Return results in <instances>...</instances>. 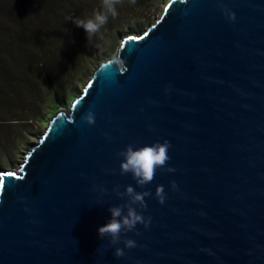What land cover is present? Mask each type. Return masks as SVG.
Listing matches in <instances>:
<instances>
[{
    "label": "water",
    "instance_id": "95a60500",
    "mask_svg": "<svg viewBox=\"0 0 264 264\" xmlns=\"http://www.w3.org/2000/svg\"><path fill=\"white\" fill-rule=\"evenodd\" d=\"M118 51L127 70L101 63L20 167L1 172L0 264H264V0H170ZM164 140L175 172L144 188L120 174L126 145ZM127 185L151 193L152 220L117 258L123 244L97 229Z\"/></svg>",
    "mask_w": 264,
    "mask_h": 264
},
{
    "label": "trees",
    "instance_id": "16d2710c",
    "mask_svg": "<svg viewBox=\"0 0 264 264\" xmlns=\"http://www.w3.org/2000/svg\"><path fill=\"white\" fill-rule=\"evenodd\" d=\"M155 0H117L116 17L91 41L72 19L91 17L103 0H0V154L44 119L46 99L58 102L68 82L110 41L116 44L137 12Z\"/></svg>",
    "mask_w": 264,
    "mask_h": 264
},
{
    "label": "clouds",
    "instance_id": "9594fccd",
    "mask_svg": "<svg viewBox=\"0 0 264 264\" xmlns=\"http://www.w3.org/2000/svg\"><path fill=\"white\" fill-rule=\"evenodd\" d=\"M116 4L117 0H103L102 10L95 11L91 17L84 19L76 18L72 19V21L76 27L84 30L87 40L91 41L94 36L100 33L103 26L107 24L109 16L114 18L118 15ZM219 6L229 21L235 19V13L231 9L223 3ZM108 65L114 66L118 72L127 70L125 68V61L119 51L110 57ZM168 90L166 88L165 92ZM81 119L86 125L92 126L95 123V114L89 109L83 114ZM170 147L171 145L168 140H164L163 142L155 141L140 147H134L132 144L126 145L122 151L117 153V156L121 158L119 164L120 174H130L135 185L139 188H144L145 185L153 180L157 170L167 173L175 172L174 168L166 166L170 159L168 155ZM169 183L171 189L176 191L177 185L175 181H170ZM114 191L121 199L127 197V201L123 205L118 204L109 207L110 218L105 224L98 227L97 235L100 239L107 237L110 245L123 244V248L115 247L114 250L115 257L120 258L124 256L125 249H132L137 246L136 242L133 239L126 238L125 234L133 232L138 236L139 233L135 231L138 224L142 225L145 230L151 224V216L143 214L146 208L145 198L150 196L151 193L149 191L137 192L132 185L125 186L123 192L119 191L118 186L114 188ZM154 195L157 202L163 205L166 198L164 186L157 185ZM2 204L3 200L0 199V205ZM122 237L125 238L122 239Z\"/></svg>",
    "mask_w": 264,
    "mask_h": 264
},
{
    "label": "rangeland",
    "instance_id": "374dc122",
    "mask_svg": "<svg viewBox=\"0 0 264 264\" xmlns=\"http://www.w3.org/2000/svg\"><path fill=\"white\" fill-rule=\"evenodd\" d=\"M170 0H155L143 11H138L137 18L126 26L123 30L121 39L114 44L111 41L106 43L100 49V52L94 57L93 60H87L86 63L81 65L80 72L75 75L67 84V88L61 93L58 102L52 103L50 98H47L44 105V119L38 118L31 124L23 128V132L16 129L15 145L13 151L8 156L0 154V174L2 171L18 169L23 163L24 158L28 151L36 144L42 134L45 132L52 117L60 110L68 111L76 97L82 92L86 83L92 77L96 68L118 51L122 41L131 35L138 36L145 32L151 25H153L162 15L167 3Z\"/></svg>",
    "mask_w": 264,
    "mask_h": 264
},
{
    "label": "bare ground",
    "instance_id": "6f19581e",
    "mask_svg": "<svg viewBox=\"0 0 264 264\" xmlns=\"http://www.w3.org/2000/svg\"><path fill=\"white\" fill-rule=\"evenodd\" d=\"M66 111V110H65Z\"/></svg>",
    "mask_w": 264,
    "mask_h": 264
}]
</instances>
